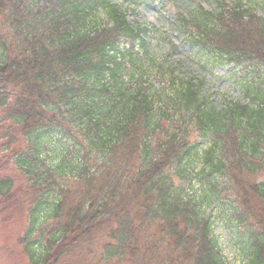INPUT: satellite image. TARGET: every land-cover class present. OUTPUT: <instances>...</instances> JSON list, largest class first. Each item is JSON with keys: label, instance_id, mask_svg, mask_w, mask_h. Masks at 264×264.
Segmentation results:
<instances>
[{"label": "trees", "instance_id": "1", "mask_svg": "<svg viewBox=\"0 0 264 264\" xmlns=\"http://www.w3.org/2000/svg\"><path fill=\"white\" fill-rule=\"evenodd\" d=\"M237 1L174 19L242 67L248 102L219 106L193 81L154 104L140 58L162 31L112 0H0V216L23 219L28 264H231L215 209L239 264H264V2ZM52 138L70 141L56 165Z\"/></svg>", "mask_w": 264, "mask_h": 264}, {"label": "rangeland", "instance_id": "2", "mask_svg": "<svg viewBox=\"0 0 264 264\" xmlns=\"http://www.w3.org/2000/svg\"><path fill=\"white\" fill-rule=\"evenodd\" d=\"M230 1L234 4L238 2L237 0ZM240 1L249 7L261 0ZM112 2L121 7L130 23L153 24L162 31L160 34L155 33L146 37L150 42V50L143 53L140 58L146 64L144 69L147 73L143 80L147 82L149 93L155 101L154 104L161 105L162 100L164 101L172 94L177 86L187 81H193L194 84L199 85V91L219 106L221 95H226L230 100L248 102L239 86L242 80L240 78L242 67L233 70L234 67L216 64L214 60L205 56L207 53L204 54L197 45L194 46L189 42L174 23L178 13L192 17L201 9L215 11L218 6L217 0H160L150 4L143 2L134 6L120 0H112ZM258 11L264 15L261 8ZM101 15L102 13L99 12L96 16L101 17ZM149 62L152 66L148 65ZM57 140V138H52L47 149L45 148L47 164L56 165L62 157L64 147L70 143L66 139L62 143ZM1 165L6 164L1 163ZM3 168L4 172L14 179V187L22 184V177L15 172L13 167L4 166ZM198 187L195 181L194 189L198 190ZM215 214L214 233L218 236L223 254L231 264H239L242 260V253H240V245L234 232L235 226L226 215L217 209H215ZM23 222L19 215L0 216V264H28L17 242L23 232Z\"/></svg>", "mask_w": 264, "mask_h": 264}]
</instances>
